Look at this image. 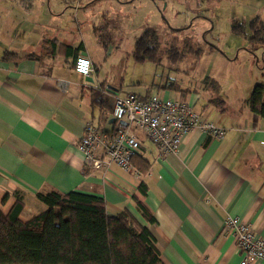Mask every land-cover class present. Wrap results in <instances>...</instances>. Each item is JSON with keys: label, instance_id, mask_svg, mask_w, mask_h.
<instances>
[{"label": "crops", "instance_id": "obj_1", "mask_svg": "<svg viewBox=\"0 0 264 264\" xmlns=\"http://www.w3.org/2000/svg\"><path fill=\"white\" fill-rule=\"evenodd\" d=\"M165 1L158 3L164 11L170 1L179 0ZM197 1L201 6L202 0ZM97 3L0 0V211L7 214L19 197L23 202L19 218L27 221L46 210L37 193L95 194L103 198L110 215L127 210L147 227L163 264H238L241 256L235 241L223 231L228 216L238 217L264 239V116L246 103L252 88L264 84V44L249 42L250 22L258 19L264 25V0H210L214 8L226 6L223 31L215 28L219 19L188 22L177 14L170 16L175 28H163L169 38L186 33L187 40L194 38L192 34L198 38L208 33L217 41L207 48L210 54L222 51L219 54L225 55L219 43L225 34L236 55L246 52L247 67L254 64L260 71L247 81L245 95L231 89L206 99L176 81L159 86L161 94L153 84L143 86V80L126 83L119 74L121 55H115L122 52L115 51L113 36L99 32L96 24L99 17L104 20V13L81 10ZM184 5L198 8L196 0H186ZM234 22L243 24V36L232 33ZM149 29L153 30L147 25L145 31ZM181 48L176 49L181 55L184 50L204 53L193 46ZM80 55L91 62L87 77L73 70L74 59ZM112 56L118 64L106 69ZM129 93L183 101L225 134L216 138L193 129L183 136L178 152L163 155L143 132L129 128L140 142L134 161L146 160L147 172L137 181L133 171L111 163L86 173L77 148L86 123L99 132L126 128L113 118L112 109L116 96ZM137 201L153 222L141 217Z\"/></svg>", "mask_w": 264, "mask_h": 264}, {"label": "trees", "instance_id": "obj_2", "mask_svg": "<svg viewBox=\"0 0 264 264\" xmlns=\"http://www.w3.org/2000/svg\"><path fill=\"white\" fill-rule=\"evenodd\" d=\"M249 29V42L264 44L263 23L255 19ZM231 31L237 36L245 32L240 22H234ZM161 49L156 32L149 29L136 41L133 56L159 64L161 56L173 60L177 54L175 45ZM246 103L264 116V84L252 88ZM132 164L141 175L148 170L142 158L137 163L132 158ZM139 188L145 193L142 185ZM36 197L46 210L27 221L19 218L23 209L19 197L7 214L0 211V264H163L152 234L127 210L110 215L103 198L77 191L37 193ZM137 204L141 217L153 222L145 206Z\"/></svg>", "mask_w": 264, "mask_h": 264}, {"label": "rangeland", "instance_id": "obj_3", "mask_svg": "<svg viewBox=\"0 0 264 264\" xmlns=\"http://www.w3.org/2000/svg\"><path fill=\"white\" fill-rule=\"evenodd\" d=\"M58 1L52 0L53 5ZM84 1L87 2L89 0H82V2ZM209 2L210 0H202L201 6H199L200 2L196 0L198 8L194 9L190 6L187 8L184 5L186 0L170 1L168 5H172L174 8L168 6L164 11L158 5L159 0H99L96 6H81V10L86 9L96 14L98 12L104 13L102 16L104 20L102 21L99 17L96 24L97 27H101L99 32L101 31L102 34L106 32L113 36L115 51L117 50L116 48H119L118 50L122 52V54L116 53L115 55H121L119 74L123 76L126 83L143 80V86L150 88L153 84L154 91L161 94L162 91L159 86H163L167 82L176 81L183 88L195 90L202 96V99H206V96H211L218 92L226 94L231 89L239 90L240 94L245 95V92L249 90L246 84L247 81L254 79L256 74L260 75V71L254 64V68L247 67L245 61L246 52L241 51L236 55L237 53L234 52V49H230L231 43L225 38V34L220 37L222 39H219L225 55H220L222 51L216 52L217 54H210V50H207V48L217 42L212 41L208 33L198 38L192 34L191 37L194 38L185 40L186 33L184 35L176 33L169 38L163 29L168 27L175 28L174 24L169 22H171L170 16L177 14L179 20L186 19L188 22L202 20L211 22L214 19H219V23L215 28H221V31H223L221 24L225 19L224 14L226 15L228 12L226 6L214 8V3L208 4ZM69 13L70 15L72 14V9H70ZM93 16L90 15L95 20ZM105 20L107 25L104 23ZM100 21L102 24H100ZM147 25L156 32L162 49H167L171 45H175L177 49L193 46L195 49H203V55L189 54V52L184 50L181 51L182 55L175 54L172 57L173 60L161 56L159 64H155L150 60H137L133 56V52L131 54L130 52L136 40L143 36ZM226 49L229 50V54L225 52ZM258 59L260 60L259 57ZM112 63L118 64V61L114 60V56L105 63L106 69ZM213 66H215V69H213ZM129 128L134 129L133 127ZM135 133L141 135L139 130H135Z\"/></svg>", "mask_w": 264, "mask_h": 264}, {"label": "built area", "instance_id": "obj_4", "mask_svg": "<svg viewBox=\"0 0 264 264\" xmlns=\"http://www.w3.org/2000/svg\"><path fill=\"white\" fill-rule=\"evenodd\" d=\"M73 70L81 76H89L92 72L89 58L77 56ZM112 115L116 121L126 123L127 127L99 132L86 123L84 133L77 142L86 173L106 169L113 163L125 172L133 171L137 181L141 178L132 164L134 154L140 149V142L129 127L143 132L163 155L178 152L183 136L193 129L216 138L225 134L224 129L202 120L189 104L159 95H151L147 99H140L131 93L116 96ZM261 145L264 147V142ZM223 231L235 241L241 256L238 264L264 261V239L255 235L248 224L238 217L228 216L223 222Z\"/></svg>", "mask_w": 264, "mask_h": 264}, {"label": "water", "instance_id": "obj_5", "mask_svg": "<svg viewBox=\"0 0 264 264\" xmlns=\"http://www.w3.org/2000/svg\"><path fill=\"white\" fill-rule=\"evenodd\" d=\"M91 81H92V80L90 79V82H91ZM120 124H122V125H124V126L126 125V123H124V122H120Z\"/></svg>", "mask_w": 264, "mask_h": 264}]
</instances>
